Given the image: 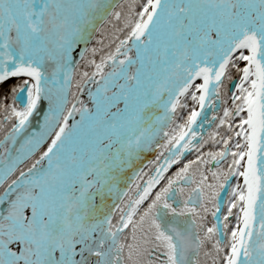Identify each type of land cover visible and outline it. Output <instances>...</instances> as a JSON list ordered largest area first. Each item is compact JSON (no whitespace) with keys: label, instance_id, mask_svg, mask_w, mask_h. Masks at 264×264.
Listing matches in <instances>:
<instances>
[{"label":"snow or ice","instance_id":"snow-or-ice-1","mask_svg":"<svg viewBox=\"0 0 264 264\" xmlns=\"http://www.w3.org/2000/svg\"><path fill=\"white\" fill-rule=\"evenodd\" d=\"M0 264H264V0H0Z\"/></svg>","mask_w":264,"mask_h":264},{"label":"trees","instance_id":"trees-1","mask_svg":"<svg viewBox=\"0 0 264 264\" xmlns=\"http://www.w3.org/2000/svg\"><path fill=\"white\" fill-rule=\"evenodd\" d=\"M97 38H99V37H97ZM208 131H211V129H209V128H206L205 129V135H207V132ZM206 150H208V149H206ZM185 156H186V158L183 160V162L184 163H187V161H188V159H193V158H195V154H185ZM179 166H173V170H175V169H177Z\"/></svg>","mask_w":264,"mask_h":264},{"label":"rangeland","instance_id":"rangeland-1","mask_svg":"<svg viewBox=\"0 0 264 264\" xmlns=\"http://www.w3.org/2000/svg\"><path fill=\"white\" fill-rule=\"evenodd\" d=\"M152 158H153V156L151 154H149L146 159H152Z\"/></svg>","mask_w":264,"mask_h":264}]
</instances>
